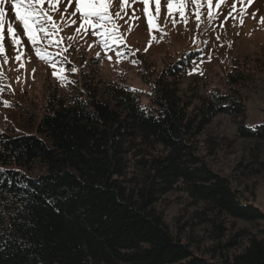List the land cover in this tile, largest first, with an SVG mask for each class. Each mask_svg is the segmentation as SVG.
<instances>
[{
  "label": "trees",
  "instance_id": "16d2710c",
  "mask_svg": "<svg viewBox=\"0 0 264 264\" xmlns=\"http://www.w3.org/2000/svg\"><path fill=\"white\" fill-rule=\"evenodd\" d=\"M201 60L196 51L167 65L147 106L105 84L92 60L43 117L0 129V264H264V124L244 121L243 66L224 90L182 91ZM219 116L235 120L234 138L213 128ZM239 141L254 160L233 169L238 184L217 156Z\"/></svg>",
  "mask_w": 264,
  "mask_h": 264
},
{
  "label": "rangeland",
  "instance_id": "374dc122",
  "mask_svg": "<svg viewBox=\"0 0 264 264\" xmlns=\"http://www.w3.org/2000/svg\"><path fill=\"white\" fill-rule=\"evenodd\" d=\"M213 0V14L216 18L208 20V6L206 0H201L199 12L201 23L196 22L194 12L196 6L188 0L185 13L188 17L187 26L180 20L179 14L174 13L175 25L172 18L168 17L167 0H161V11L157 23L163 27L166 36L159 31L150 33L145 5L134 0H111L110 12L115 15L121 12L123 19L117 20L120 32L125 37L124 44L112 45L105 49L100 43L101 37L81 30L75 32L81 20L79 14L72 17L75 9L67 8L65 20L60 23L62 31L53 39L63 38L62 44L48 45V40L41 38L37 45L46 52L53 54L56 60V71L64 77L63 81L52 75L54 69L49 63L40 60L33 49L31 42L24 34L22 26L15 19V10L11 3L5 5V24L3 32V45L8 62L5 64L0 56V129H15L28 126V119L44 116V106L48 97L55 91L70 93L73 90L71 81L81 76L82 71L91 69L89 63L94 60L98 76L108 83H123L136 91L141 97L142 106H147L150 101L151 86L167 65L178 58L188 60L191 52H201L202 60L192 67L188 77L183 81L181 89L186 92L189 87L200 90L206 94L209 89L226 88L225 75L232 66L240 65L248 77L241 94L246 105L244 121L249 127L264 124V24L260 20L264 17V0H252L251 4H241L238 0H225L220 8ZM235 3V11L232 5ZM67 0H62L59 11L51 13L57 22L61 20V13L65 11ZM148 10L155 16V4L150 0ZM242 12V9H245ZM47 10V5H45ZM231 13V14H230ZM218 14V15H217ZM138 17V19H137ZM255 17V18H253ZM75 19L76 24L71 25ZM243 19V24H241ZM167 20L166 26L165 22ZM8 23H12L21 40L24 55V67L14 58L20 45H13L11 35L7 30ZM131 28V31L129 29ZM99 31V30H97ZM155 35L157 40L151 41ZM74 37L69 41L67 37ZM218 37V39H217ZM151 41V47H148ZM67 47L65 52L63 48ZM147 48V51L145 49ZM117 52L122 56H117ZM111 57V60H109ZM135 61V63H132ZM63 71L60 72V69ZM73 68L76 69L73 72ZM203 73L202 75L200 73ZM7 102V106L5 104ZM24 115L25 117H23ZM213 128L221 131L225 136L234 138L237 131L235 120L229 116H219L213 123ZM253 146L244 141H239L233 153L217 156V168L227 176L236 177L233 173L239 161L246 163L253 161ZM259 197L257 206L264 211V175L258 178ZM175 204L168 209L167 221L173 224L174 216L178 212Z\"/></svg>",
  "mask_w": 264,
  "mask_h": 264
},
{
  "label": "snow or ice",
  "instance_id": "6c2138e0",
  "mask_svg": "<svg viewBox=\"0 0 264 264\" xmlns=\"http://www.w3.org/2000/svg\"><path fill=\"white\" fill-rule=\"evenodd\" d=\"M61 2L62 0H0V56H3L5 64L8 62V57L5 54V48L2 42L4 39L3 32L6 16L5 5L11 3V7L15 10V19L22 26L23 32L27 36V39L31 42L36 56L40 60L49 63L54 69L52 75L63 81L64 77L55 70L56 60L53 54L48 53L44 49L37 46L41 42V38L47 39L49 46L53 43H63L62 37L59 39H53V37L57 36L58 33L62 31L60 23L65 20L67 8L72 7L73 0H67L65 11L61 13V20L60 22H57L51 13L60 10L59 5ZM74 2L75 9L68 15L75 17L79 14L81 23H79V26L75 28V32L77 34H80L81 30H84L85 33L91 30L93 35H99L101 37L100 43L106 50L110 49L112 45L125 43V37L120 32V26L117 24V20L123 19V17L119 11H117L115 15L110 12L111 0H74ZM123 2L124 0H122V4ZM134 2H141L145 5V13L147 15L150 33L153 31H159L162 36H166L167 33L164 32L163 27L157 23L161 11V0H152L155 4V16H153L147 8L150 0H134ZM187 2L188 0H167L168 17L172 18L173 25L176 23L174 13H178L180 20L185 24V26H187L188 17L185 13ZM206 2L208 6V20L213 21L216 18L212 11L213 0H206ZM238 2L241 4H251L252 0H238ZM191 3L196 6L197 10L193 14L197 24L199 25V23H201V13L198 9L201 5V0H191ZM223 3H225V0H219V2L215 4V7L218 9ZM45 5H47V10H45ZM232 9L235 11V3L232 5ZM241 11L245 12L246 8ZM240 22L243 24V19H241ZM260 22L261 24H264V17L261 18ZM166 23L167 20L165 22V26ZM75 24L76 20L72 19L71 25ZM7 30L11 35L13 45H20L14 59L19 62L20 67L23 68L24 61L22 60V57L24 53L20 50L23 48L21 40L18 37L17 31L13 27L12 23H8ZM129 31H131V28ZM67 39L71 41L74 37L69 36ZM155 40H157V37L153 35L151 37V41ZM151 41L149 42L148 47H151ZM67 50V47L63 48V51L66 52ZM145 51H147V48ZM122 55V53L117 52V56ZM109 60H111V57H109ZM132 63H135V61H132ZM72 70L73 72L76 71L75 68ZM62 71L63 68L60 69V72ZM200 74L202 75L203 73L201 72ZM0 78H3L2 71H0ZM0 91H2V89H0ZM5 104L7 106V102H5Z\"/></svg>",
  "mask_w": 264,
  "mask_h": 264
}]
</instances>
